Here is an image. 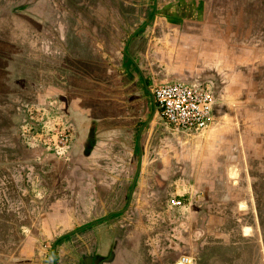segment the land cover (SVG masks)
<instances>
[{
	"label": "rangeland",
	"instance_id": "374dc122",
	"mask_svg": "<svg viewBox=\"0 0 264 264\" xmlns=\"http://www.w3.org/2000/svg\"><path fill=\"white\" fill-rule=\"evenodd\" d=\"M87 8L82 0H0V59L8 69L0 79L11 84L0 90L21 91L14 103L0 102V111L18 118L11 130L17 124L20 132L32 114H44L45 129L54 137L63 126L62 97L70 83L82 85L86 72L88 80L106 79L99 106L117 128L132 134L137 153L136 142L148 127L171 148L177 133L155 109L153 89L181 80L211 85L220 102L221 124L214 132L239 152L244 199L242 209L218 220L217 235L204 240V254L222 261L215 264H264V0H128L116 8H90L99 23L87 21ZM48 91L45 105L35 106L37 96ZM11 141L17 152V139ZM227 230L233 246L222 241ZM66 247L59 246L61 264H80L82 247ZM176 252L167 246L157 264H178L183 255Z\"/></svg>",
	"mask_w": 264,
	"mask_h": 264
},
{
	"label": "crops",
	"instance_id": "0c3cea01",
	"mask_svg": "<svg viewBox=\"0 0 264 264\" xmlns=\"http://www.w3.org/2000/svg\"><path fill=\"white\" fill-rule=\"evenodd\" d=\"M82 1L87 21L99 23L90 8H116L128 0ZM4 65L0 59V73L8 71ZM85 73L82 85L70 83L62 97L63 126L73 129L63 157L53 151L43 154L35 142L31 147L17 124L10 128L18 118L0 111V264H57L62 244L82 247L85 254L77 261L86 263L157 264L167 246L183 255L178 264L222 262L204 254V240L217 235L219 219L243 208L239 152L214 131L207 138L212 142L174 135L177 144L170 148L148 127L140 146L136 142L137 153L132 134L117 128L99 106L106 79L88 80ZM3 84L11 85L0 79V89ZM20 94V88L0 90V102L14 103ZM47 96L49 91L39 94L34 105L43 107ZM91 97L96 103H89ZM172 200L183 205L174 206ZM61 227L66 233L59 235ZM36 229L39 234L31 235ZM222 241L233 246L232 233L227 230ZM44 246L50 247L49 254Z\"/></svg>",
	"mask_w": 264,
	"mask_h": 264
},
{
	"label": "built area",
	"instance_id": "2783aa9c",
	"mask_svg": "<svg viewBox=\"0 0 264 264\" xmlns=\"http://www.w3.org/2000/svg\"><path fill=\"white\" fill-rule=\"evenodd\" d=\"M152 92L156 110L176 133L183 136H200L210 130L218 112L214 88L211 85L172 81L157 85ZM42 115L36 118L32 114L31 121L28 116L30 122L28 126H22L21 137L30 142L31 147H35V142L49 150H65L73 140V129L61 126L56 128L54 137H50V133L45 129L47 123L44 114ZM42 133L44 138L40 137ZM171 203L174 206L183 205V202L176 200Z\"/></svg>",
	"mask_w": 264,
	"mask_h": 264
},
{
	"label": "flooded vegetation",
	"instance_id": "af4514ba",
	"mask_svg": "<svg viewBox=\"0 0 264 264\" xmlns=\"http://www.w3.org/2000/svg\"><path fill=\"white\" fill-rule=\"evenodd\" d=\"M214 94H215V98H216V108H217V111L219 110V108H220V102H219V98H218V93H216V91L214 90ZM44 117L46 118V115H44ZM220 117H219V113L217 112V115H216V118H215V120H214V122H213V124H212V126L210 127V130L207 132V133H205V134H202V135H200V136H195V137H198V138H201L202 140L203 139H207V138H209L210 137V135H211V132H213L214 130H215V128L219 125V124H221V121H220V119H219ZM164 121V120H163ZM19 135H21L20 134V132H19ZM177 136H179V135H181V134H176ZM182 137H185V136H183V135H181ZM23 138V137H22ZM24 139V138H23ZM25 140V139H24ZM26 141V140H25ZM72 144V142L68 145V146H70ZM38 149H41V151L43 152V154H45V153H48V152H51V151H53L54 153H56L57 155H59L60 157H63V156H65V150L67 149H65V150H63V151H57V150H49V149H46L45 147H43L42 145H38ZM57 219V218H56ZM85 238V237H84ZM80 264H97L96 262H94V260L92 261V262H90V263H86V262H81L80 260L78 261ZM57 264H61V262H60V257H59V255H58V263Z\"/></svg>",
	"mask_w": 264,
	"mask_h": 264
},
{
	"label": "water",
	"instance_id": "95a60500",
	"mask_svg": "<svg viewBox=\"0 0 264 264\" xmlns=\"http://www.w3.org/2000/svg\"><path fill=\"white\" fill-rule=\"evenodd\" d=\"M152 101H153V105H154V107H155V109H156V101H155V97H154V95H153V92H152ZM153 120V116L151 117V119H150V122ZM142 133V132H141ZM138 145L140 146V139L138 140ZM140 158H142V154H141V152H140ZM140 162H141V159H140ZM140 172H141V164H140V166H139V169H138V172H137V177H136V180L135 181H137V179H138V177H139V175H140Z\"/></svg>",
	"mask_w": 264,
	"mask_h": 264
},
{
	"label": "trees",
	"instance_id": "16d2710c",
	"mask_svg": "<svg viewBox=\"0 0 264 264\" xmlns=\"http://www.w3.org/2000/svg\"><path fill=\"white\" fill-rule=\"evenodd\" d=\"M261 192L264 194V184H263V188H262V191Z\"/></svg>",
	"mask_w": 264,
	"mask_h": 264
}]
</instances>
